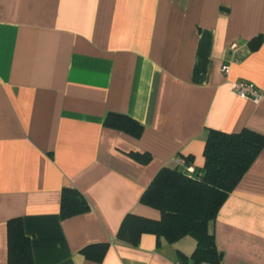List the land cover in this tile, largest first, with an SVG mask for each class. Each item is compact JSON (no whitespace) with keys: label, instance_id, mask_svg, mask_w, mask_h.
Segmentation results:
<instances>
[{"label":"crops","instance_id":"obj_1","mask_svg":"<svg viewBox=\"0 0 264 264\" xmlns=\"http://www.w3.org/2000/svg\"><path fill=\"white\" fill-rule=\"evenodd\" d=\"M264 0H0V264L20 218L33 264H175L195 241L117 238L123 219L159 220L140 198L180 157L203 166L209 129L264 135ZM236 44L235 51L229 49ZM229 67L227 74L221 67ZM108 113L143 127H104ZM130 153H147L141 164ZM89 210L61 219V192ZM220 264H264V149L210 225ZM108 244L100 263L82 250Z\"/></svg>","mask_w":264,"mask_h":264},{"label":"trees","instance_id":"obj_2","mask_svg":"<svg viewBox=\"0 0 264 264\" xmlns=\"http://www.w3.org/2000/svg\"><path fill=\"white\" fill-rule=\"evenodd\" d=\"M262 40V37L254 38L250 49H258ZM103 125L136 139L143 132L142 125L121 114L108 113ZM262 149L264 135L249 129L238 133L209 129L203 149V166L195 168L193 177H188L178 168H162L141 196L140 202L158 210L160 219L127 215L117 238L136 246L143 234L155 235L168 244L190 237L195 241V248L190 257L180 259L182 263L220 264L222 255L216 249L210 225ZM129 156L141 164L151 161L147 153H130ZM88 210V202L77 190H62L61 219L81 215ZM107 248L106 243L96 244L85 247L81 252L87 259L100 263ZM7 258L8 264H33L30 239L24 233L20 218L7 223Z\"/></svg>","mask_w":264,"mask_h":264},{"label":"built area","instance_id":"obj_3","mask_svg":"<svg viewBox=\"0 0 264 264\" xmlns=\"http://www.w3.org/2000/svg\"><path fill=\"white\" fill-rule=\"evenodd\" d=\"M237 48L236 44H231L229 49L231 51H235ZM229 71L228 65L224 64L221 67V72L223 74H227ZM231 89L233 93L239 98L250 100L253 103H258L262 98H264V92H262L258 87H256L253 83L246 81H235L231 83ZM174 162L177 167H180L181 170L188 176L193 177L195 173V168L186 163V161L180 157L174 159ZM175 264H187L182 263L181 261L176 262Z\"/></svg>","mask_w":264,"mask_h":264},{"label":"rangeland","instance_id":"obj_4","mask_svg":"<svg viewBox=\"0 0 264 264\" xmlns=\"http://www.w3.org/2000/svg\"><path fill=\"white\" fill-rule=\"evenodd\" d=\"M187 239H191L190 237H188Z\"/></svg>","mask_w":264,"mask_h":264}]
</instances>
